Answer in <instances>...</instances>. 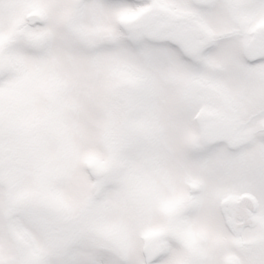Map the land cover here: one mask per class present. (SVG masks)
<instances>
[{
	"label": "snow or ice",
	"instance_id": "obj_1",
	"mask_svg": "<svg viewBox=\"0 0 264 264\" xmlns=\"http://www.w3.org/2000/svg\"><path fill=\"white\" fill-rule=\"evenodd\" d=\"M0 264H264V0H0Z\"/></svg>",
	"mask_w": 264,
	"mask_h": 264
}]
</instances>
